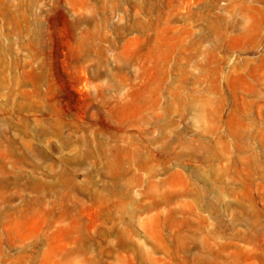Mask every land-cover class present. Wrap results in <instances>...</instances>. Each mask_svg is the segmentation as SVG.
I'll list each match as a JSON object with an SVG mask.
<instances>
[{
  "label": "rangeland",
  "instance_id": "obj_1",
  "mask_svg": "<svg viewBox=\"0 0 264 264\" xmlns=\"http://www.w3.org/2000/svg\"><path fill=\"white\" fill-rule=\"evenodd\" d=\"M0 264H264V0H0Z\"/></svg>",
  "mask_w": 264,
  "mask_h": 264
}]
</instances>
